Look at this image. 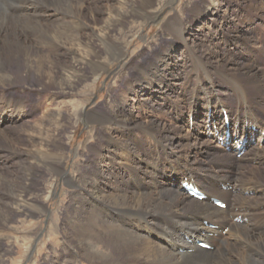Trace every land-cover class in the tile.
Wrapping results in <instances>:
<instances>
[{"label":"rangeland","instance_id":"1","mask_svg":"<svg viewBox=\"0 0 264 264\" xmlns=\"http://www.w3.org/2000/svg\"><path fill=\"white\" fill-rule=\"evenodd\" d=\"M23 1L26 0H1L2 16L8 18L5 21L11 20L12 25L17 22L15 11L19 14ZM69 1L74 7L82 9L84 25L76 32L82 43V52L85 51L88 40H93L92 43L88 42V47L94 48L91 62H94V67H99V72L91 71L81 52L75 58L82 64V72L78 75L72 73L70 69L73 66V56L56 41L54 31L59 23L64 24V28L58 29L74 30L71 25L79 24L80 21L74 15L57 12L52 6H43L44 4L35 0H28L26 6L37 15L45 14L46 17L32 19L44 25L50 24L47 26L48 35L44 36L42 42H39L35 31L29 34L28 40L48 57L50 66L44 65L39 79L33 73L25 74L21 65H0V211L2 217H6L0 218V264H67L69 254L74 256L76 249L72 247L74 241L71 239V229L77 218H83L82 213L77 214L78 211L88 208V199L92 198L94 166L98 165L99 169L109 172L112 162L111 158L105 156L108 153L107 147L100 138L103 127L94 122L97 115L104 114L114 118L110 112L114 107L116 113L128 112L143 123L160 118L168 121L170 118L169 124L181 126L182 134L191 133L194 140L197 137L199 142L204 143L200 146L190 144L173 151L171 149L178 158L172 163L177 168H182L185 174L189 171L181 166L182 162L188 160L191 166L205 163L202 162L206 161L203 155L205 144L209 146L206 149L208 151H225L217 145L215 139L208 136L213 133L205 128L210 124V120L204 118L206 110L222 114L227 109L241 127L248 123L243 121V116L245 120L249 117L244 111H237L231 103L222 104L221 99L224 97L234 98L231 88L225 89L218 79L215 80V85L206 81L205 88L214 92L213 102L207 106L201 104L198 117L192 120L190 128L193 109L189 105L182 109L180 119L178 115L175 118L167 115L165 110L155 108V105H142V93L147 92L149 85L147 81L156 88L160 83L174 88L175 83L180 81L184 88L187 87L184 92L189 97L187 92L191 85H195L194 77L189 73L192 66L190 48L202 50L207 43L209 49L203 57L205 63H214L213 56L217 53L223 57L232 54L243 64L264 69V9H259L264 8V0H154L153 7L146 9L142 8L138 0H129V4L125 6V0ZM160 1L161 8L156 11ZM135 5L137 8L132 10ZM119 9L127 12L125 19L116 24L115 28H108L105 23L109 18L116 19ZM137 9H142L149 16L153 15L152 20L140 26ZM47 17L49 22L44 21ZM56 18L60 20L54 21ZM169 23L180 29L187 39V48L177 40L174 30H165V25ZM203 27H206L205 31L202 30ZM100 28H107L105 31L109 45L116 50H123L118 59L108 60V55L97 38ZM226 33L233 39L229 45L225 44L230 40L225 37ZM10 35L9 41H14V36ZM246 38L247 42L244 43ZM2 45L0 42V47ZM159 57H164L162 66L166 72L161 70ZM49 72L57 80L70 76L74 85L48 84ZM199 96L200 101H203L202 93ZM161 97L163 95L156 92L151 103L163 104ZM249 110L252 112L251 108ZM259 111V114H263L264 107H260ZM250 116L254 118L253 112ZM214 122L216 126L222 127L220 118ZM258 122L264 128L263 121ZM138 132L136 130L132 134L139 137ZM168 135L170 139L179 140L174 137L173 132ZM255 138L256 141L248 144L243 154L251 152L252 147L264 151V137L262 142L260 135ZM147 141L151 145L150 139ZM232 145L234 146L230 144L229 151L225 152L230 153ZM155 147L153 146L154 150ZM138 156L142 159L138 171L142 173L141 170L146 168L143 163L146 158L140 151ZM247 165L242 171L248 176H255L253 169L256 163ZM236 168L238 167L224 166L222 170L225 169L226 174H236ZM115 172L120 173L127 182L130 181L128 173L120 169H115ZM196 175L199 176L197 173L194 177ZM201 175L203 178L204 175ZM166 180V184H169V178ZM106 186L103 183L101 185L103 188H107ZM216 229L220 228L216 226ZM221 233L223 237L229 234L225 235L226 231ZM88 244L94 248V241H88ZM79 260L76 264H94Z\"/></svg>","mask_w":264,"mask_h":264},{"label":"bare ground","instance_id":"2","mask_svg":"<svg viewBox=\"0 0 264 264\" xmlns=\"http://www.w3.org/2000/svg\"><path fill=\"white\" fill-rule=\"evenodd\" d=\"M35 1L44 4L43 6H52L57 12L61 11L67 15H74L82 23V25L80 22L71 25L74 30L58 29L64 26V24L59 23L54 31L56 41L66 47L67 52L73 56V66L70 70L72 73L80 74L82 64L75 56H80L79 54L82 52V43L76 32L80 30L79 27L84 25L81 7H74L69 0ZM153 1L138 0V3L146 9L153 7ZM125 2V4L122 2L124 6L129 4V0H125ZM160 3L162 2L157 4L156 11L161 8ZM22 4L21 8L18 6L19 14L15 11L14 17L17 22L14 25H12L11 20H9L10 22L5 21L8 18L2 16L0 9V42L3 44V48L0 47V65L4 63L21 65L25 74L33 73L39 78L42 76L41 72L45 67L44 65L50 66L51 62L48 57L43 55L42 50L36 48L28 40V36L35 31L39 42H42L44 36L48 35L47 26L50 23L44 25L33 20L32 18H40L45 14L40 16L29 10V6H26L28 0L23 1ZM134 8H137L136 5L132 10ZM259 9L264 8L259 7ZM123 10L116 14L117 20L109 18L105 23L108 28H115L116 24L125 19L126 11ZM152 18L153 15L149 16L142 9L138 10L137 20L140 26ZM48 20H50L49 17L44 19L46 22H49ZM58 20L60 18L54 19V21ZM174 26V24H166L165 30H174L176 37L178 36L177 40L181 41L187 48V39L179 31L180 29L178 30V27ZM101 28L97 38L107 53L108 60L118 59L122 56L123 50H116L115 47L109 45L107 31H105L107 28L105 30ZM202 30L205 31L206 27H203ZM10 34L14 36V41H9L8 36ZM92 36L94 37V32ZM225 37L229 39L231 36L226 33ZM247 38L244 43L247 42ZM232 40L230 38L225 44L229 45ZM88 42L92 43L93 40L89 39ZM88 42L85 51L83 50L82 53L86 65L91 68L92 72L97 73L99 67H94V62H91V59L94 58V48L88 47L90 46ZM216 44L218 45V43ZM208 49V43L202 50L190 48L192 66L189 73L194 77L195 85H191L190 91L187 92L189 97L185 96L184 92L187 87L184 88L180 81L175 83L174 88L173 86H165L163 83H160L161 85L156 88L147 81L149 85L146 88L147 92L143 91L142 93V105H155V108L165 110L164 113L173 118L178 115L179 119L182 117L184 106L189 105L193 109L194 121L198 117L201 106H207L213 102L214 92L208 87L205 88L206 81L215 85V80L218 79L222 82L221 86L225 89L231 88L232 90H230L234 93L233 99L230 96L221 99L222 104L231 103L237 111H244L249 117L245 120V116H243V121L248 122L245 123L243 131L249 133V127L256 126L264 133V128L261 127L262 123L258 122L263 121L264 123V112L259 114L260 107H264V69L252 68L250 64H243L232 54L223 57L217 53L213 56L214 63H205L203 57ZM43 58L45 60H42ZM163 59L164 57H159L160 66L162 67L161 70L166 72L162 66ZM78 80L80 81V77ZM201 82L203 84H200ZM47 83L51 85H74L70 76L57 80L55 75L50 72L47 73ZM156 92L163 95L160 98L163 104L151 103V98L156 95ZM201 93L204 97L202 98L203 101H200L199 95ZM249 108L252 109L254 118L258 121L250 116L252 112ZM209 111L206 110L204 114L205 120H210V124L205 126L206 130L213 133V127L216 126L214 121L220 118L222 127L218 125L216 128L224 135L222 114L211 111V115H209ZM224 111L226 114L229 113L227 109ZM110 112L115 116L114 118L99 114L94 122L103 127L100 138L107 147L108 153L105 156L108 159L111 158L112 162L109 165V172L106 169H99L98 165L94 166V191L92 190V198L88 199L86 206L88 208L79 210L77 213H82L83 218L81 220L77 218L74 221V227L72 226L71 239L74 241L72 247H75L76 250L73 252L74 256L69 254L67 264L68 262L69 264H76L79 259L94 262V264H264L263 150L252 147L251 152L245 153L237 159L238 152L235 145H232L231 152L227 153L214 148V150L208 151L206 149L209 146L205 144V152H203L205 154L203 155H205L206 161H202L205 163L191 166L188 160L182 162L181 166L189 171L184 174L182 168L179 169L172 163L178 159L176 153L172 151L190 144L191 146L204 144L199 142L197 137L194 140L191 133L182 134L181 126L169 124L170 118L168 121L160 118L157 121L149 120L148 123H143L128 112L116 113L114 107ZM229 117L234 124H239L233 116H230V113ZM195 126H197V121ZM136 130L139 131V137L132 134ZM169 132H173L174 137L179 140L170 139ZM147 139H150L151 145H148ZM153 146H156L155 150ZM139 151L146 158L143 162L144 168H146L141 170L142 173L138 171L139 165L142 163V159L138 158ZM196 161L198 162V160ZM253 162L256 163V167L253 169L255 176L251 177L242 169L247 168V164ZM224 166L238 167L236 168L238 171L236 174H226V170H222ZM115 169L128 173L131 178L130 181L127 182L120 173L115 172ZM191 171L195 174L198 173L199 176L194 177L195 174L193 173V176ZM220 172L222 174H219ZM201 174L204 175L203 178H201ZM165 176L167 177L165 178ZM168 178L169 184H166ZM181 182L197 185L208 198H221L226 203V208L221 210L208 200L199 202L188 198L180 189ZM102 183L107 185V188L101 187ZM223 187H231V190H224ZM3 217L6 219L5 216ZM210 226H218L220 229H214ZM223 229L227 230L225 235L229 233L225 237L221 233ZM187 239H190L191 243H187ZM195 240L205 241L212 247V250H201L194 244ZM88 241H94V248L88 244ZM99 247L103 251L99 250ZM68 252L70 253L69 249Z\"/></svg>","mask_w":264,"mask_h":264}]
</instances>
